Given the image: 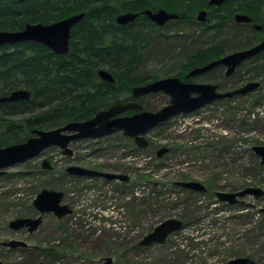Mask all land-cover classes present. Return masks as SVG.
<instances>
[{
  "label": "rangeland",
  "instance_id": "obj_1",
  "mask_svg": "<svg viewBox=\"0 0 264 264\" xmlns=\"http://www.w3.org/2000/svg\"><path fill=\"white\" fill-rule=\"evenodd\" d=\"M236 24L229 23L217 38L225 55L262 41L250 28ZM203 28L168 23L160 31L167 41H158V47L147 54L146 74L176 77L177 55L183 47L215 41ZM164 49L169 54L160 52ZM226 69L217 67L194 82L218 85L223 92L250 82L261 87L251 95L218 100L157 126L146 135L147 148L117 132L72 142V156L52 146L6 169L0 176V264H102L109 257L113 264H228L240 257L264 264V195L248 196L242 206L219 202L215 194L248 187L264 190V165L253 151L264 145V74L240 66L226 76ZM142 101L145 110L158 111L170 103V97L159 92L143 96ZM164 147L169 151L158 158ZM45 160L52 169L43 168ZM70 166L130 179L65 176ZM179 182H198L207 190L186 189ZM44 189L63 192V204L72 214L63 218L45 214L33 233L12 229L11 221L40 215L34 200ZM169 219L182 220L184 227L164 243L136 249L143 237ZM11 240L28 247L3 245Z\"/></svg>",
  "mask_w": 264,
  "mask_h": 264
},
{
  "label": "trees",
  "instance_id": "obj_2",
  "mask_svg": "<svg viewBox=\"0 0 264 264\" xmlns=\"http://www.w3.org/2000/svg\"><path fill=\"white\" fill-rule=\"evenodd\" d=\"M145 9H165L178 16L169 23L204 26L216 38L201 47L186 45L177 55L176 77L184 81H195L187 78L189 72L225 55L217 38L229 23H235L234 14L250 16L261 30L248 23L236 25L250 28L260 36L259 41L264 39V0H228L219 7H210L208 0H0V31L21 30L28 23L51 24L85 13L72 31L66 55L33 41L0 47V99L14 90L31 92L29 100L0 102V147L23 143L37 129L86 121L118 99L133 100L134 87L160 79L157 72L146 74L145 66L150 49H156L158 41H167L160 31L168 24L159 27L145 15L126 25L116 22L120 14ZM204 9L210 24L196 20ZM248 44L252 46L250 41ZM160 52L169 54L167 49ZM241 66L256 75L264 74V52ZM102 67L114 75L115 83L101 80L98 71ZM141 248L137 243L136 249Z\"/></svg>",
  "mask_w": 264,
  "mask_h": 264
},
{
  "label": "water",
  "instance_id": "obj_3",
  "mask_svg": "<svg viewBox=\"0 0 264 264\" xmlns=\"http://www.w3.org/2000/svg\"><path fill=\"white\" fill-rule=\"evenodd\" d=\"M228 0H210V5L222 6ZM157 26L163 27L170 20L178 19V16L165 9L156 12L146 10L143 12ZM207 12L201 11L197 18L199 22L206 21ZM85 13L76 14L64 18L51 24L28 23L21 30L0 31V47L5 45H15L22 42L33 41L48 47L57 55H66L70 51V43L73 29L84 19ZM138 14L126 13L120 15L117 21L120 25H126L136 20ZM237 23H251L253 19L246 14H236ZM256 30H261L259 24L254 25ZM264 52V40L259 44L245 50L236 51L225 55L205 66L195 68L189 72L187 78H195L205 74L217 67H225L226 76L235 73L238 67L249 59L254 58ZM99 76L107 83H114L113 74L107 69H100ZM260 87L258 82H250L236 90L223 92L218 85L204 84L197 82H186L180 77H167L150 82L143 86L133 88L132 95L141 98L149 94L163 92L170 97V103L158 111L145 110L143 105L137 101L120 102L100 111L94 117L86 121L70 122L52 130H34L33 136L20 144H13L7 147H0V176L6 173V169L17 164L26 162L40 156L46 149L56 146L65 155L72 156L70 149L72 142L85 139H99L112 136L117 132H123L126 137L134 139L139 148H147L149 145L146 135L159 125L165 124L172 118L191 114L201 108L218 100L232 99L238 96H246L255 92ZM31 92L26 89L12 91L9 95L3 96L0 102H17L29 100ZM136 111L132 115H124L127 111ZM169 151L164 147L157 152V157L161 158ZM254 153L261 158L264 165V145L253 148ZM44 169H52L48 160L43 162ZM67 173L77 177H103L108 181H129V177L117 173H104L87 169L80 166H70ZM178 186L186 189L204 192L207 188L198 182H179ZM219 202L227 204L245 205L244 198L254 196L260 198L264 195V190L260 188L248 187L237 192H216ZM64 193L56 190L44 189L34 200V206L40 215L37 218H18L10 222V227L14 230L27 228L30 233L36 231L43 222V215L53 213L57 218H63L72 214L73 210L63 204ZM264 212V209L262 210ZM184 227V222L179 219H169L159 224L152 232L147 234L139 242L141 247H150L154 244L164 243L173 234ZM5 247L17 249L25 248L28 245L22 241L11 240L3 244ZM102 264H113L112 258H106ZM228 264H257L248 257H240L231 260Z\"/></svg>",
  "mask_w": 264,
  "mask_h": 264
},
{
  "label": "bare ground",
  "instance_id": "obj_4",
  "mask_svg": "<svg viewBox=\"0 0 264 264\" xmlns=\"http://www.w3.org/2000/svg\"><path fill=\"white\" fill-rule=\"evenodd\" d=\"M209 1H210V0H208V4H209L210 7H217L216 5H210ZM146 10H152V9H145V10H143V11H141V12H137V13H134V12H128V13L138 14V17H139L140 15H145V14H143V12L146 11ZM159 10H160V9H159ZM152 11H153V10H152ZM157 11H158V10H157ZM201 11H206V12H208L207 10H201ZM201 11H199V13H200ZM153 12H156V11H153ZM199 13H198V14H199ZM124 14H126V13H124ZM120 15H123V14H120ZM120 15H119V16H120ZM119 16H118V17H119ZM145 16H146V15H145ZM118 17H117V18H118ZM138 17H137V18H138ZM147 17H148V16H147ZM137 18H136V19H137ZM148 18H149V17H148ZM174 20H176V19H174ZM171 21H172V20H170L169 22H171ZM197 21H198V18H197ZM116 22L118 23L117 19H116ZM152 22H153V21H152ZM169 22H168V23H169ZM153 23H154V22H153ZM168 23H167V24H168ZM118 24H119V23H118ZM26 25H27V24H26ZM26 25H25V26H26ZM119 25H120V24H119ZM221 67H222V66H221ZM102 68L108 70V68H106V67H102ZM102 68H100V69H102ZM99 71H100V70H99ZM99 71H98V74H99ZM108 71H109V70H108ZM113 76H114V75H113ZM99 77H100V76H99ZM100 78H101V77H100ZM114 78H115V77H114ZM101 80H102V78H101ZM102 81H104V80H102ZM104 82H106V81H104ZM115 82H116V79H115ZM115 82H114V83H115ZM152 82H153V81H152ZM149 83H150V82H149ZM147 84H148V83H147ZM144 85H146V84H144ZM140 86H143V85H140ZM136 87H138V86H136ZM134 88H135V87H134ZM132 90H133V89H132ZM128 97H129V96H128ZM122 98H126V97H122ZM132 98L135 99V97H134L133 95H132ZM116 101H120V102H131V100H130V101H126V100L122 101V100H120V99H118V100H116ZM116 101H115V102H116ZM115 102H114L113 104H115ZM140 103H141V102H140ZM113 104H112V105H113ZM141 104H142V103H141Z\"/></svg>",
  "mask_w": 264,
  "mask_h": 264
},
{
  "label": "flooded vegetation",
  "instance_id": "obj_5",
  "mask_svg": "<svg viewBox=\"0 0 264 264\" xmlns=\"http://www.w3.org/2000/svg\"><path fill=\"white\" fill-rule=\"evenodd\" d=\"M207 14H208V13H207ZM234 18H235V17H234ZM234 20H235V19H234ZM205 22H206V21H205ZM238 24H240V23H238ZM248 24H250V25L253 26V27H254V25H255V23H253V22L248 23ZM254 28H255V27H254ZM263 40H264V39H263ZM263 40H262V41H263ZM262 53H263V52H262ZM260 54H261V53H260ZM249 60H250V59H249ZM247 61H248V60H247ZM242 65H243V64H242ZM235 72H236V71H235ZM186 82H188V81H186ZM260 87H261V84H260ZM260 87H259V88H260ZM259 88H258V89H259ZM258 89H257V90H258ZM141 100H142V97H141V98H135V99L133 98V100H131V101H137V102H140ZM224 100H225V99H224ZM227 100H229V99H227ZM135 112H136V111H132V110H131V111H127V112L124 113V115H132V114H134ZM38 216H39V215H38ZM38 216H37V217H38ZM43 216H44V215H43ZM37 217H36V218H37ZM28 231H29V230H28ZM32 233H33V232H32ZM25 248H26V247H25Z\"/></svg>",
  "mask_w": 264,
  "mask_h": 264
}]
</instances>
